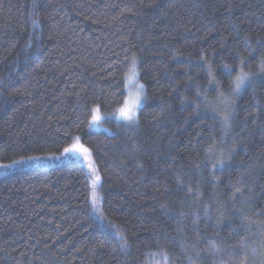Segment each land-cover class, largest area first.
<instances>
[{"label": "trees", "instance_id": "obj_1", "mask_svg": "<svg viewBox=\"0 0 264 264\" xmlns=\"http://www.w3.org/2000/svg\"><path fill=\"white\" fill-rule=\"evenodd\" d=\"M133 57L147 97L138 123L91 130L95 111L123 105ZM262 59L264 0H0V163L59 154L80 136L101 214L129 242L102 235L86 165L70 161L0 178V264H264V79L232 95ZM210 109L231 113L227 132ZM221 152L222 169L205 166ZM234 188L243 197L230 199ZM205 206L198 233L191 214ZM240 209L250 228L233 233ZM206 237L261 247L210 255Z\"/></svg>", "mask_w": 264, "mask_h": 264}, {"label": "snow or ice", "instance_id": "obj_2", "mask_svg": "<svg viewBox=\"0 0 264 264\" xmlns=\"http://www.w3.org/2000/svg\"><path fill=\"white\" fill-rule=\"evenodd\" d=\"M241 63H244V61L241 60ZM135 65H136V58L133 57L132 67L130 68L129 72L125 74L128 84L133 86L135 88V91L130 94V98L124 101L123 106L119 109L118 115H117V118L125 122L126 126H132L138 123L139 121L138 110L142 109L143 104L147 99L145 95V85L142 83L136 82L138 74H137ZM222 67L226 70L231 68V66L227 64H223ZM208 71L210 74L211 69L209 68ZM228 74L230 75V72ZM261 74H264V59L260 61V73L259 74H252V73L244 72L243 70H241L240 74L235 77V83H234V86H232V95L239 96L246 87L253 85L255 83V79L258 75H260L261 78L264 79V75H261ZM208 83L210 87H215L217 82L213 78V79H210ZM197 95L198 97L203 96V94L199 92L197 93ZM253 95L255 97V93ZM203 98L205 100L207 99L206 97H203ZM219 98L221 99L222 103H224L227 109H231L233 107L234 101L228 97H225L223 93L220 94ZM256 106L264 107V105L260 104L259 100H257ZM199 111H200V108L197 105L196 112H199ZM208 111L210 113V119H212L213 121H218L222 130L227 132L231 128V124H230L231 113H225V114L218 115L215 109H210ZM99 120H100L99 115L92 116L93 123ZM66 151L68 150L66 149ZM206 151L210 154H213L215 152V149L213 146H209L206 148ZM26 159L28 161H31L33 157H27ZM226 159L228 158H225L224 153L221 152L219 158L215 162L206 161L205 166H207L208 163H211V168L213 170L222 169L225 166ZM13 163L14 165H20L22 161H14ZM4 167H8V166H4ZM93 171L95 172V169H93ZM100 180H101V177L98 174L94 175V178L92 180L93 186H96L100 182ZM188 191L189 193H192L191 189H188ZM192 194L195 195V193H192ZM238 194L241 197H243L242 190L240 188H234L232 197H230V199H235ZM244 202L247 203L246 200ZM160 207L165 212L166 215H169V216L174 215V213H172L171 210H169L166 205L162 204ZM237 211L241 215V220H240V224L237 227H234L232 229L233 233H236L238 228H244L246 230L250 228V224L247 222V217L243 216V209H240ZM191 215H192L191 225L193 228L196 229L198 233H199L198 224L201 219V215H203V217H205L206 219H211V216L209 214V208L207 206H205L202 213L197 211V212L192 213ZM186 219H187V214L180 213L179 219L176 221V223L179 225V227L177 228V231L179 233L184 232L183 225ZM97 221H98L100 228L102 229V235L106 237L115 236V238L118 241L119 247L121 249H127L129 247L128 240L119 231L118 226L113 225V223L110 220H107L103 216V214H100V213L97 214ZM221 222H222V219H218L217 223L219 224ZM205 242L208 245L207 251L209 252L210 255H222L224 253H227L230 256H236V255H239L240 253H244L246 256L249 251H251L253 254H256L258 251V248L261 247V245L259 244H257V246L255 247H249L248 237H244L243 239H241L238 244L228 245L226 247H221V245L218 243L215 237H206ZM196 243H199V241L197 240L193 245H191V247L195 248ZM180 247L182 249H186L188 246L184 243H181ZM188 261H189V264H192L193 258L188 257ZM220 264H224V261H221ZM237 264H245V261L240 260L237 262Z\"/></svg>", "mask_w": 264, "mask_h": 264}, {"label": "rangeland", "instance_id": "obj_3", "mask_svg": "<svg viewBox=\"0 0 264 264\" xmlns=\"http://www.w3.org/2000/svg\"><path fill=\"white\" fill-rule=\"evenodd\" d=\"M137 71V83H141L139 80V71L137 69V65H135ZM135 91V88L128 84L127 78L125 83V92H126V99L130 98V94ZM146 95V94H145ZM146 102V101H145ZM145 102L143 106L145 105ZM123 106V105H122ZM121 106V107H122ZM119 107L117 110L111 113H104L101 110H97L94 112V115H99L100 120L93 123L92 120L90 122V129L95 131H102L111 134L112 131L106 125L107 121H118L123 122L117 118L118 111L121 108ZM140 109L138 110L139 114ZM111 114V115H109ZM66 149L68 151H66ZM63 152L59 154H47V155H40V156H32L33 159L28 161L26 158L16 160L22 161L20 165H14L13 162L9 163H0V178L12 174L18 171H26V170H33V169H46V168H53L62 166L70 161H79L82 164L86 165L90 180H91V196H92V209L94 212V216L97 219V214H101V199L99 198V194L97 191V186H93L92 180L94 175H97V172L93 171L94 166H92L90 161L91 152L89 148L82 142L80 136H76L70 146H68ZM8 166V167H4ZM101 197V196H100ZM147 264H168L167 261L161 256H153Z\"/></svg>", "mask_w": 264, "mask_h": 264}]
</instances>
